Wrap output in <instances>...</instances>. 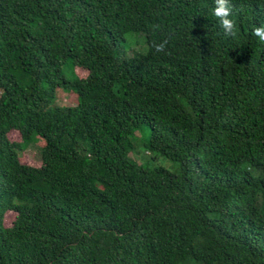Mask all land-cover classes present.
I'll use <instances>...</instances> for the list:
<instances>
[{
	"label": "trees",
	"instance_id": "16d2710c",
	"mask_svg": "<svg viewBox=\"0 0 264 264\" xmlns=\"http://www.w3.org/2000/svg\"><path fill=\"white\" fill-rule=\"evenodd\" d=\"M230 6L0 0V264H264V0Z\"/></svg>",
	"mask_w": 264,
	"mask_h": 264
},
{
	"label": "clouds",
	"instance_id": "9594fccd",
	"mask_svg": "<svg viewBox=\"0 0 264 264\" xmlns=\"http://www.w3.org/2000/svg\"><path fill=\"white\" fill-rule=\"evenodd\" d=\"M215 7L213 9V14L218 18L220 25L226 36L235 37L237 34V28L230 16L232 14V8L230 6V0H214ZM252 34L256 36L260 41L264 42V23H261L260 26H256L253 29ZM167 41L156 44L153 43L152 47L155 49V52H163Z\"/></svg>",
	"mask_w": 264,
	"mask_h": 264
},
{
	"label": "rangeland",
	"instance_id": "374dc122",
	"mask_svg": "<svg viewBox=\"0 0 264 264\" xmlns=\"http://www.w3.org/2000/svg\"><path fill=\"white\" fill-rule=\"evenodd\" d=\"M61 101L63 103L66 104H74L73 101L69 98V94H64L63 96H61ZM11 137L14 139L18 138V135L16 133H11ZM37 139V138H34ZM140 151L143 149L142 147L138 148ZM22 155L25 157V159L27 161H30L34 164H38L39 160H40V142L37 140H33L31 141L21 152ZM133 156V155H132ZM133 158H135V155L133 156ZM153 160L151 162V164L153 165H161L171 171H173L175 169V166L172 162L168 161L167 159H165L162 156H158V155H153ZM15 214L13 212H6L5 216H4V224L5 225H10L11 222L14 219Z\"/></svg>",
	"mask_w": 264,
	"mask_h": 264
}]
</instances>
